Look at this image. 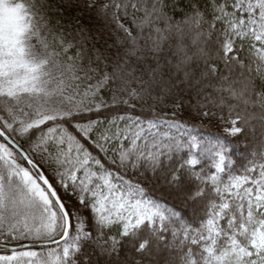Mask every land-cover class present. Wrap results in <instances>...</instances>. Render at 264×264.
Instances as JSON below:
<instances>
[{"label":"snow or ice","instance_id":"snow-or-ice-1","mask_svg":"<svg viewBox=\"0 0 264 264\" xmlns=\"http://www.w3.org/2000/svg\"><path fill=\"white\" fill-rule=\"evenodd\" d=\"M0 264H264V0H0Z\"/></svg>","mask_w":264,"mask_h":264}]
</instances>
